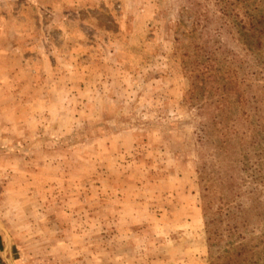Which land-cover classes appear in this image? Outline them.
Returning <instances> with one entry per match:
<instances>
[{"label": "rangeland", "instance_id": "obj_1", "mask_svg": "<svg viewBox=\"0 0 264 264\" xmlns=\"http://www.w3.org/2000/svg\"><path fill=\"white\" fill-rule=\"evenodd\" d=\"M0 222L13 264H264V0H0Z\"/></svg>", "mask_w": 264, "mask_h": 264}, {"label": "crops", "instance_id": "obj_2", "mask_svg": "<svg viewBox=\"0 0 264 264\" xmlns=\"http://www.w3.org/2000/svg\"><path fill=\"white\" fill-rule=\"evenodd\" d=\"M9 238L0 222V264H13Z\"/></svg>", "mask_w": 264, "mask_h": 264}]
</instances>
